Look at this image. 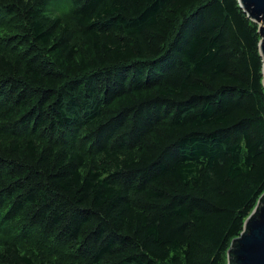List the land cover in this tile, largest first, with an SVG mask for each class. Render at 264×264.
I'll return each instance as SVG.
<instances>
[{
    "label": "trees",
    "instance_id": "trees-1",
    "mask_svg": "<svg viewBox=\"0 0 264 264\" xmlns=\"http://www.w3.org/2000/svg\"><path fill=\"white\" fill-rule=\"evenodd\" d=\"M260 39L239 0H0V264H228Z\"/></svg>",
    "mask_w": 264,
    "mask_h": 264
},
{
    "label": "water",
    "instance_id": "water-1",
    "mask_svg": "<svg viewBox=\"0 0 264 264\" xmlns=\"http://www.w3.org/2000/svg\"><path fill=\"white\" fill-rule=\"evenodd\" d=\"M248 16L259 23V49L264 75V0H239ZM264 83V78H263ZM228 264H264V193L245 220L244 229L228 250Z\"/></svg>",
    "mask_w": 264,
    "mask_h": 264
}]
</instances>
